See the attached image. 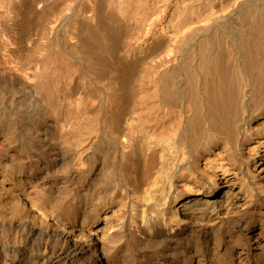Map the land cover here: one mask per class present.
Returning a JSON list of instances; mask_svg holds the SVG:
<instances>
[{"label": "bare ground", "instance_id": "bare-ground-1", "mask_svg": "<svg viewBox=\"0 0 264 264\" xmlns=\"http://www.w3.org/2000/svg\"><path fill=\"white\" fill-rule=\"evenodd\" d=\"M263 177L264 0H0V264H264Z\"/></svg>", "mask_w": 264, "mask_h": 264}, {"label": "rangeland", "instance_id": "rangeland-1", "mask_svg": "<svg viewBox=\"0 0 264 264\" xmlns=\"http://www.w3.org/2000/svg\"><path fill=\"white\" fill-rule=\"evenodd\" d=\"M264 178V177H263ZM236 195H235V198H237L238 196H239V193L236 191ZM238 195V196H237ZM254 212H257V211H254ZM224 239V240H223ZM229 241H228V239L227 238H221L220 239V242L218 243L219 244V246H228V243ZM224 245H223V244ZM227 244V245H226ZM163 250L167 253V252H169L168 251V247H166V246H164L163 247ZM153 253H155V255L153 254ZM151 254V255H150ZM158 254V255H157ZM145 255V256H144ZM148 255V256H147ZM143 259H139L138 261H140V263L141 264H151L153 261H159V262H162L163 264H182V261H181V259L180 258H175L174 257V261L172 262V263H169V260L168 259H166L165 257H163V255H161V254H159L158 252H145V253H143ZM147 256V257H146ZM160 256V257H159ZM149 259V260H148ZM163 259V260H162ZM148 262H147V261ZM151 260V261H150ZM162 260V261H161ZM168 260V261H167ZM179 260V261H178ZM139 263V262H138ZM139 263V264H140Z\"/></svg>", "mask_w": 264, "mask_h": 264}]
</instances>
